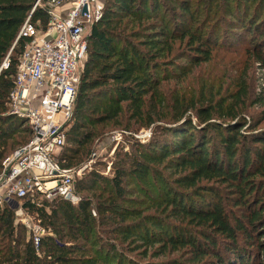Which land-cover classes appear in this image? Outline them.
Here are the masks:
<instances>
[{
	"label": "trees",
	"instance_id": "16d2710c",
	"mask_svg": "<svg viewBox=\"0 0 264 264\" xmlns=\"http://www.w3.org/2000/svg\"><path fill=\"white\" fill-rule=\"evenodd\" d=\"M244 1H105L59 163L82 166L116 130L130 134L128 151L116 149L110 174L99 163L74 181L76 204L22 200L44 232L37 247L0 207V264H264V84L252 94L247 83L253 64L264 69V0ZM34 3L0 0V171L31 138L8 100ZM49 20L31 14L42 29ZM225 25L238 31L230 40ZM201 65L195 87L179 83ZM152 127L158 138H134Z\"/></svg>",
	"mask_w": 264,
	"mask_h": 264
},
{
	"label": "built area",
	"instance_id": "2783aa9c",
	"mask_svg": "<svg viewBox=\"0 0 264 264\" xmlns=\"http://www.w3.org/2000/svg\"><path fill=\"white\" fill-rule=\"evenodd\" d=\"M105 1L35 0L18 33L17 39L28 41L19 57L8 114L27 123L31 138L1 164L0 207L14 211L15 222L33 234L35 247L44 232L27 221L22 200L62 198L76 204L74 181L91 169L87 164L64 169L59 157L87 55V30L101 18ZM37 8L50 17L45 29L31 21ZM8 66L7 56L1 69ZM95 159L91 153L88 164Z\"/></svg>",
	"mask_w": 264,
	"mask_h": 264
},
{
	"label": "rangeland",
	"instance_id": "374dc122",
	"mask_svg": "<svg viewBox=\"0 0 264 264\" xmlns=\"http://www.w3.org/2000/svg\"><path fill=\"white\" fill-rule=\"evenodd\" d=\"M193 1H195V0H193ZM244 3H248V1L242 0L241 4H244ZM225 20H231V17L225 16ZM177 22H179L178 19H177ZM87 31L89 32V30H87ZM87 31H86V33H87ZM220 32H222L221 33L222 35H220V37L224 35L225 37L227 36L226 38H228L230 40L231 39L230 36H234L233 33H237L238 31L236 30L235 27L231 28V27H228L225 25L224 28H221ZM233 49L235 50L236 46ZM181 51H182V49L180 48L178 53H180ZM239 54H241V52L236 51L235 55L229 54L228 56L230 58L234 59V58H236V55L238 57ZM178 57L173 59L174 62H179V64H183V63L187 62V60L186 61L185 60H179L178 61ZM214 62H215V64L220 65L218 59H216ZM205 67L206 66L201 65L200 68L193 71V73L187 77V80L185 78V80L183 79V80L179 81V83L180 84L183 83V85L187 84V85H189L190 89H192L193 87H195L197 85V80H195V78L198 76L199 72H201V71H203V69H205ZM190 69H191L190 67H187L186 70L189 71ZM209 69L210 68H208L207 70H209ZM175 70H176V68H173V67L170 68V72H172L173 74H174ZM250 70H251L250 71L251 77L249 76L250 78L247 80V83L249 84V87L251 89L250 92L252 94L260 93L259 92L260 88L264 84V69L259 67V65L253 64V66L250 68ZM214 71L215 72L217 71V67L214 68ZM222 74L223 73H221L220 75H222ZM223 81L225 82V85L230 84V81H226L225 79H223ZM169 85L174 86L175 81H170ZM254 97H256V95L253 96L252 98H254ZM254 109H256V108H254ZM159 125H162V124H159ZM158 134H159L158 128L152 127L148 130L140 131L139 133L134 135V138L137 139L138 141L144 143L145 141L149 140L152 135H154L155 137L158 138ZM129 135H130L129 133H124L120 130H116V131H112L110 133L104 134L99 139H97L92 146V154H95L96 159L94 161L91 160V164L89 165L88 164L89 159H90V157H89L87 159V161H85L83 164H87L88 168L91 167V169L96 168L95 166L99 163L105 164L104 168H98V170L100 172L105 173L106 175L110 174V169L108 167L110 165V162L113 160L114 152L116 151V149L122 148L123 151H128L129 146H128V142L126 141V139L129 137ZM85 173H86V171L85 172L83 171L82 175ZM29 219L30 218H27V221H29Z\"/></svg>",
	"mask_w": 264,
	"mask_h": 264
}]
</instances>
